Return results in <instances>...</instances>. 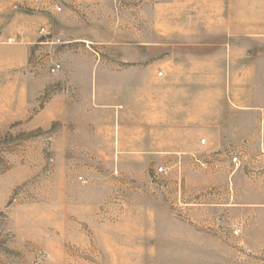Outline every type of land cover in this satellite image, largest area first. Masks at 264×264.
I'll return each mask as SVG.
<instances>
[{"label":"rangeland","instance_id":"374dc122","mask_svg":"<svg viewBox=\"0 0 264 264\" xmlns=\"http://www.w3.org/2000/svg\"><path fill=\"white\" fill-rule=\"evenodd\" d=\"M0 264H264V0H0Z\"/></svg>","mask_w":264,"mask_h":264},{"label":"built area","instance_id":"2783aa9c","mask_svg":"<svg viewBox=\"0 0 264 264\" xmlns=\"http://www.w3.org/2000/svg\"><path fill=\"white\" fill-rule=\"evenodd\" d=\"M59 70H60V65L59 64H53L52 66H51V68H50V73L51 74H56V73H58L59 72ZM162 75V73H159V76H161ZM235 161V159H233V162ZM162 168L160 167V168H158V171L159 172H162Z\"/></svg>","mask_w":264,"mask_h":264}]
</instances>
